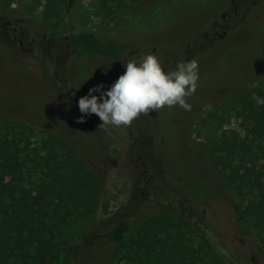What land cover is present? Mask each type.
Returning <instances> with one entry per match:
<instances>
[{"label": "rangeland", "instance_id": "374dc122", "mask_svg": "<svg viewBox=\"0 0 264 264\" xmlns=\"http://www.w3.org/2000/svg\"><path fill=\"white\" fill-rule=\"evenodd\" d=\"M67 2L47 25L34 0H0V116L32 126L37 138L52 132L71 142L103 178L96 211L65 219L64 237L83 243L75 264H109L114 245L103 236L119 220L129 222L126 235L133 236L149 217L183 215L230 264H264L252 230L235 223L231 194L203 156L222 134H245L248 123L229 98L264 87V0H114L112 12L99 0ZM71 28L117 38L123 57H75L64 43ZM147 54L165 72L198 62L190 110L165 107L130 126L100 127L96 115L76 122L89 89L103 84L107 91L128 60ZM259 174L264 178V167ZM177 229L186 232L181 223ZM179 244L178 264H213L195 234Z\"/></svg>", "mask_w": 264, "mask_h": 264}, {"label": "trees", "instance_id": "16d2710c", "mask_svg": "<svg viewBox=\"0 0 264 264\" xmlns=\"http://www.w3.org/2000/svg\"><path fill=\"white\" fill-rule=\"evenodd\" d=\"M34 1L41 5L47 25L66 3ZM113 1L99 0L107 12H112ZM138 1L128 0L130 4ZM239 16L233 13L231 20L238 22ZM64 43L78 58L119 61L124 53L117 38L88 30L71 28ZM227 103L247 121L245 134H222L204 148L203 156L231 194L235 223L252 230L257 252L264 259V178L259 174L264 167V87L252 85ZM102 188L103 178L71 142L52 132L37 138L32 126L0 116V264H75L83 243L64 237L65 219L93 214ZM180 223L185 234L178 232ZM129 229L127 220H119L105 232L103 239L114 245L109 264H178L185 247L179 243L187 233L198 237L203 255L213 264H230L216 251L206 231L184 215L181 220L149 217L133 236L126 235Z\"/></svg>", "mask_w": 264, "mask_h": 264}, {"label": "clouds", "instance_id": "9594fccd", "mask_svg": "<svg viewBox=\"0 0 264 264\" xmlns=\"http://www.w3.org/2000/svg\"><path fill=\"white\" fill-rule=\"evenodd\" d=\"M125 71L103 91L99 84L89 89L78 101L81 117L96 115L102 122L100 127L130 126L141 115L158 112L165 107L179 106L188 111L191 105L187 98L198 88L199 65L196 60L180 62L175 70L165 72L159 58L147 54L139 61L130 59L124 64ZM99 92V97L93 93Z\"/></svg>", "mask_w": 264, "mask_h": 264}]
</instances>
